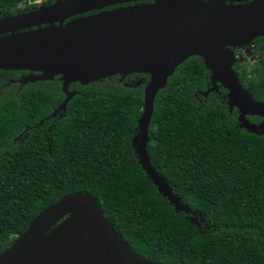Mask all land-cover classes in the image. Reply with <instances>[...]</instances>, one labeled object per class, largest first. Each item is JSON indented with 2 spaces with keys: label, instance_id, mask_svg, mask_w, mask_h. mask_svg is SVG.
Instances as JSON below:
<instances>
[{
  "label": "trees",
  "instance_id": "1",
  "mask_svg": "<svg viewBox=\"0 0 264 264\" xmlns=\"http://www.w3.org/2000/svg\"><path fill=\"white\" fill-rule=\"evenodd\" d=\"M36 1L0 0V19L55 0ZM251 53L254 64L237 61L233 70L254 100L264 102V36ZM25 73L0 70L2 237L20 235L45 209L84 193L142 259L264 264V133L239 127L223 88L201 95L210 85L199 57L182 63L157 94L146 148L188 213L176 212L157 191L134 152L149 75L74 83L69 90L79 94L64 113L48 118L64 100L61 82L20 85L15 80Z\"/></svg>",
  "mask_w": 264,
  "mask_h": 264
},
{
  "label": "water",
  "instance_id": "2",
  "mask_svg": "<svg viewBox=\"0 0 264 264\" xmlns=\"http://www.w3.org/2000/svg\"><path fill=\"white\" fill-rule=\"evenodd\" d=\"M242 1L55 0L0 19V70L29 72L22 85L58 77L64 100L48 118L64 113L79 94L69 90L74 83L149 75L134 152L157 191L176 212L188 213V205L151 165L146 151L155 98L176 69L196 56L209 72L210 87L201 95L223 88L230 112L238 111L239 127L264 133V102L254 100L233 70L235 50L264 36V0ZM248 117L263 121L257 125ZM0 264L156 263L133 254L96 200L76 193L36 216L0 255Z\"/></svg>",
  "mask_w": 264,
  "mask_h": 264
},
{
  "label": "flooded vegetation",
  "instance_id": "3",
  "mask_svg": "<svg viewBox=\"0 0 264 264\" xmlns=\"http://www.w3.org/2000/svg\"><path fill=\"white\" fill-rule=\"evenodd\" d=\"M250 1H252V0H243L242 1V3H247V2H250ZM40 3H41V1H40ZM226 4H228V5H237L238 4V2H231V1H226L225 2ZM135 3H131V4H129V5H122V6H130V5H134ZM138 4V3H137ZM117 7H120V6H117ZM116 7V8H117ZM38 8H40V7H38ZM37 9V8H36ZM26 72V71H25ZM30 73L29 72H26L25 74H23V75H21V76H19V78L18 79H16L15 81L16 82H19L20 83V85H22L21 84V82H20V80H22L23 81V78L24 77H26L27 75H29ZM113 77H116V78H118V80H119V82L120 81H123V80H125L126 78H132V79H134V74H132V75H128V76H125L124 78H122L121 79V77L120 76H113ZM25 85V84H24ZM210 85V84H209ZM59 114V113H58ZM248 118H253V117H248ZM259 120L257 121V122H253V123H255V124H260L262 121H263V119H261V118H259V117H257ZM251 120V119H250ZM249 120V121H250ZM26 230V229H25ZM24 230V231H25ZM24 233V232H23ZM23 233H21L20 235H18V236H16V235H14V236H12V237H8L7 239H5L4 237H2L1 236V231H0V255L4 252V251H6L12 244H13V242L14 241H16Z\"/></svg>",
  "mask_w": 264,
  "mask_h": 264
},
{
  "label": "rangeland",
  "instance_id": "4",
  "mask_svg": "<svg viewBox=\"0 0 264 264\" xmlns=\"http://www.w3.org/2000/svg\"><path fill=\"white\" fill-rule=\"evenodd\" d=\"M36 4L40 5V0H37ZM251 50H252V45L235 50V54L238 57V61L240 65L246 64V63L249 65H252L255 63L258 57L253 56L251 53ZM18 225H20L19 228L21 229L23 227V222Z\"/></svg>",
  "mask_w": 264,
  "mask_h": 264
},
{
  "label": "built area",
  "instance_id": "5",
  "mask_svg": "<svg viewBox=\"0 0 264 264\" xmlns=\"http://www.w3.org/2000/svg\"><path fill=\"white\" fill-rule=\"evenodd\" d=\"M36 3V2H35Z\"/></svg>",
  "mask_w": 264,
  "mask_h": 264
}]
</instances>
